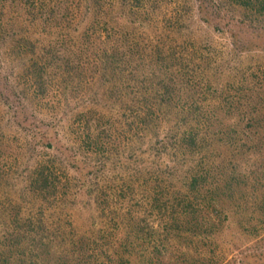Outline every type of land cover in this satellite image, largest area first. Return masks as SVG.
<instances>
[{
    "label": "rangeland",
    "instance_id": "rangeland-1",
    "mask_svg": "<svg viewBox=\"0 0 264 264\" xmlns=\"http://www.w3.org/2000/svg\"><path fill=\"white\" fill-rule=\"evenodd\" d=\"M251 6L0 0V264H264Z\"/></svg>",
    "mask_w": 264,
    "mask_h": 264
},
{
    "label": "trees",
    "instance_id": "trees-1",
    "mask_svg": "<svg viewBox=\"0 0 264 264\" xmlns=\"http://www.w3.org/2000/svg\"><path fill=\"white\" fill-rule=\"evenodd\" d=\"M239 2L244 7H246V6L249 7V6L252 5L251 8L255 9V12L259 16H261L262 18H264V0H239ZM140 4H142V2ZM151 23L154 24V20L153 19H142V20H139V24L144 29H148L150 27V24ZM105 27H106V25H105ZM153 61L154 60H151V62H153ZM250 119L251 118H249V120ZM191 122L192 121H190L189 123H191ZM184 123H186V122H184ZM185 126L187 127L188 124H185ZM197 137H198V135L195 136V137H193V138L192 137H189L190 140H189V142H187V145L185 146V148H186L187 151L190 150V147L196 146V138ZM181 147H182V145H181ZM190 179L191 178L187 177V179L185 180L186 181V184L187 183H190V186L192 188H195V185H197L198 182L196 181V179L194 177L191 179V181H190ZM187 188L190 189L189 186H188V184H187ZM196 189H197L196 191H198V187ZM125 203H126V205H128L127 204L128 202H123V204H125ZM211 203L213 205L215 204L216 206H218V205L223 206V199H221V198H219V199L218 198L217 199H213L212 198V202ZM203 207H205V204L204 203H203ZM123 210L124 209H122V211ZM124 215L125 214H120L119 215V217L122 216L121 219H120V221H124L123 224H122V226H121V228H116L115 229V232H117V235H116L115 241H114V246L116 248V251H118L119 246H120V248L123 247V246H126L127 245V241H130L131 242V246H130L131 249H132L133 245H135L134 241L130 240V238L131 237H136V232H133L132 230H127V228H126V222H125L126 221V216H124ZM225 218L227 219V214H226ZM33 229H35V228L33 227L31 230H33ZM104 231H106V230H104ZM100 235H102L103 236V239H104V237H105L104 234H100ZM149 247L150 248H156V244L154 245L153 242H152ZM117 255H118V252H117ZM99 256H101L100 253L97 254V258H99ZM9 257L10 258H5L4 259L5 264H11L12 263L11 260L14 257V254L12 252H10L9 253ZM78 258H85L86 259V258H94V256L92 254H89L86 257H83V256H80L79 255ZM13 261L15 263L24 264V262L22 260H20L19 258H14ZM14 262H13V264H14ZM81 264H87V261H84ZM96 264H99V261L96 262Z\"/></svg>",
    "mask_w": 264,
    "mask_h": 264
}]
</instances>
